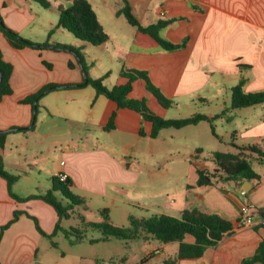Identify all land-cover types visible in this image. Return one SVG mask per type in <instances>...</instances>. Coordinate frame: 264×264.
Segmentation results:
<instances>
[{"label": "crops", "instance_id": "crops-1", "mask_svg": "<svg viewBox=\"0 0 264 264\" xmlns=\"http://www.w3.org/2000/svg\"><path fill=\"white\" fill-rule=\"evenodd\" d=\"M89 1L92 3L94 0ZM99 1L105 7L108 4V0ZM48 2L50 6L46 8L35 0H0V14L7 27L33 42L49 43L42 50H16L0 32V52L3 59L14 66L11 77L14 93L0 102V130L9 133L4 148L0 147V154L3 155L6 171L20 176L12 186V191L20 198L43 195L53 187V177L64 172L72 181V193L73 189L84 190L92 195L110 197L115 202L120 196L129 193L127 184L137 180V175L134 178L129 169L133 163L127 158L134 144L139 146L145 138H150L152 123L143 120L134 110L119 109L114 101L105 96H97L90 85L74 87L84 83V73L79 69L82 67L81 59L70 50L53 48L55 44L65 43L59 42L54 35H48L49 30L58 23V7H66L70 1ZM128 2L142 26L160 20L171 21L163 29L162 35L173 43H184V46L172 52L163 51L153 38L135 27L132 42L138 48L128 55V63L121 64L120 76L115 85L126 83L127 79L121 77L125 69L146 72L151 81L155 79L164 92L171 94L173 102L178 97L188 99L181 104L175 102L173 107L177 110L179 107L191 108L195 114L200 113L196 112L198 107L194 104V93L200 92L201 106L210 107L214 101L216 107L225 108L227 113L222 116L234 125L235 116L232 111L235 110H229V107L231 89L235 85L211 88L210 91L206 87L215 75L220 74L224 80L239 82L241 78H246L244 90H253L251 86L257 79L247 77V73L253 71L258 73L257 78H261L260 86L254 89L264 90V0ZM118 3L120 7L115 11L116 20L113 22L119 28V33H110L104 28L109 39H115L122 53L128 48L122 40L127 29L118 15V10L124 7V0H118ZM43 9H51L52 13ZM54 16L58 19L56 22ZM41 37L45 39L42 41ZM80 43L81 46L89 44ZM89 62L94 65L92 60ZM238 64H248L251 68L241 70ZM46 84L73 86L57 88L43 95L38 102L34 127L22 131L30 126L34 112L32 106L23 105L19 101ZM204 89L206 93L201 92ZM224 91L227 93L224 94ZM135 92L137 95H134ZM130 96L139 100L146 99V103L154 107L160 117L163 116L161 112L164 108L145 89L141 80L133 82ZM113 113H116L114 126L106 130L105 126ZM248 125L244 128L243 137L255 139L264 150V104L259 106V121ZM191 169L196 171L195 167ZM256 171L261 176L260 181L250 182L251 186L245 184L246 180L239 185L229 182L225 183L226 188L220 187L219 183L207 187L198 186L195 172L179 193L181 203L177 206L178 196L174 197L172 207H168L170 210L166 214L178 217L186 209L199 208L206 213L220 214L233 223L234 230L216 246L207 248L201 258L185 259L176 264H241L255 255L259 244L264 241V226L260 225L262 216L257 214L264 210V163H258ZM229 186L233 187L234 193L228 191ZM55 195L57 198L61 196L59 192H55ZM239 195L245 196L244 199ZM244 204L256 208L251 227L239 222L242 219L240 208ZM174 206L176 209H173ZM15 210L21 212V215L3 232L0 263L41 264L39 256L42 250L48 251L52 239L39 233L29 215L36 217L44 233L50 235L55 232L58 221L61 223L58 213L41 198L19 202L9 194L7 181L0 177V230L13 218ZM193 240L192 236L185 239L189 243ZM165 250L166 246H160L148 252L144 264H164L176 258L178 252L167 258ZM42 259L45 260V256Z\"/></svg>", "mask_w": 264, "mask_h": 264}, {"label": "rangeland", "instance_id": "rangeland-1", "mask_svg": "<svg viewBox=\"0 0 264 264\" xmlns=\"http://www.w3.org/2000/svg\"><path fill=\"white\" fill-rule=\"evenodd\" d=\"M92 3L104 27L110 33H119V28L113 22L116 20L115 11L120 7L118 0H108L106 7L99 0H94ZM43 10L49 14L52 13L51 9ZM56 20L58 19L54 16V22ZM119 20L127 29L122 40L127 43L128 48L122 53L119 52L118 45L113 38L108 39L105 44L95 47L92 44L81 46V41L64 29L55 31L53 34L59 42L72 46L80 53L81 58L85 61L83 62L88 71V76L99 79L108 74L103 80V84L108 88L117 84L121 64L128 63V55L131 54L132 50L138 48L132 42V33L136 30L135 27L130 25L121 15ZM161 34H163V31ZM40 39L43 41L45 37ZM89 60H92L94 65H91ZM79 69L83 71L81 66ZM257 75L258 73L253 71L247 73V77L251 80L256 78L257 82L251 86L253 90L248 89L246 92L260 91L254 89L261 84V78H257ZM150 82L167 99L173 101L171 94L164 92L165 90L161 89L155 79L150 80ZM237 82L230 79L224 80L218 74L213 77L206 88H209L207 91H210L211 88L232 87ZM201 92L206 93V90L204 89ZM225 93L227 91H224ZM199 94L201 93H194V104H197L198 107L196 112L204 113L207 116H215L221 114L222 111L225 114L227 113L225 108L216 107L214 101H212L213 104L210 107L207 105L201 106ZM134 95H137V92ZM174 100L168 109L161 112L162 118L184 119L195 114L191 108L179 107L177 110L173 107L175 102L179 101V104H181L184 100H188L187 98L178 97ZM187 104L193 105L191 103ZM147 105L156 113L154 107ZM232 112L235 116L234 125H231L225 116L214 120L213 125L215 126L216 136L211 133V124L203 121L198 125L187 126L183 129L168 128L162 130L157 139L145 138L139 146L134 144L130 157L127 159L133 163L129 169L133 172L134 178L137 175V180L127 184V188L130 190L129 193L119 198L117 196L118 199L115 202H112L110 197L92 195L84 190L73 189L74 194L83 197L84 204L74 205L72 209L67 211L69 217L61 219L62 227L50 241V248L47 252L42 250L39 256L41 264H86L82 260L83 258L86 260L92 259L93 264H140V260L148 252L155 251L160 246H166L165 255L167 258L176 255L178 252L176 242L161 244L153 240L151 236L137 237L132 240L112 238L109 241L91 242L92 240H98L103 234L100 230L90 228L88 224L103 222L102 212L105 208L109 209V224L123 229L131 228L130 216L141 219L154 214L166 213L170 210L168 207L171 206L174 197L178 196L177 206L181 203L179 193L195 175V171L191 169L192 167L203 166L207 167L206 169L209 171H214L216 165L213 154L215 152L237 153L239 150L234 144L258 146L255 139L243 137V133L244 128L249 126L248 124L259 121V106L239 108ZM247 156L255 170H257V164H261L262 159L264 162V158L258 157L256 154H248ZM193 171L194 174H192ZM216 174L215 183H219L220 187L226 188L225 183L229 182L225 181L224 174L222 172ZM228 191L232 192L233 187L229 186ZM238 197L244 199L245 196L239 195ZM58 198L64 206L68 205V202L62 199V196L59 195ZM174 207L173 209H176V206ZM52 242L56 243V247L52 245ZM43 256H45V260L42 259Z\"/></svg>", "mask_w": 264, "mask_h": 264}, {"label": "trees", "instance_id": "trees-1", "mask_svg": "<svg viewBox=\"0 0 264 264\" xmlns=\"http://www.w3.org/2000/svg\"><path fill=\"white\" fill-rule=\"evenodd\" d=\"M40 3L43 7H49L50 3L48 0H35ZM70 4L66 7L59 6V20L55 27H52L48 35L51 37L54 32L58 29H64L71 32L73 36L81 42L89 43L95 45V47L105 44L109 36L105 32V28L100 22L96 11L92 7V3L89 0H69ZM131 5L128 0H124V7L118 10L119 16H123L127 22L133 27L138 28L141 33L149 35L153 38L159 46L166 52H172L181 49L184 43L177 44L173 43L167 38H165L161 33L163 29H166L171 21L160 20L149 26H142L141 22L134 15L131 9ZM0 32L4 37L5 41L13 47V49H34L42 50L49 46V43L39 44L33 42L23 36H21L16 31L10 29L6 26L0 14ZM53 48L70 50L73 54L77 55L81 59V64L83 71L88 79L87 85L93 87L97 96H105L115 102L119 109H131L136 111L141 115L143 120L151 122V133L150 138H157L162 130L168 128H185L187 126H195L199 123L205 121L211 124V133L216 136L213 122L214 120L220 118L223 114H216L213 117H209L204 113H196L188 118H176V119H164L160 115L154 113L147 105L146 99L132 98L130 96L133 90V82L136 79L141 80L144 83L145 89L157 98V102L164 109H168L172 105V100L167 99L159 89L155 88L146 72H141L136 69L123 70L121 72V77L126 78L127 81L121 85H114L111 88L106 87L103 84V80L108 76L104 75L102 78L93 79L88 76V71L86 66L79 55V52L65 44H55ZM48 67L47 62H44ZM71 68L73 65L70 63ZM238 67L242 70L245 68H251L248 64H238ZM14 71V66L11 62L3 59V55L0 52V102H2L4 97L12 95L14 90L11 85L12 72ZM247 83L246 78H241V80L231 89V105L229 110H236L239 108L249 107V106H260L264 104V90L257 92H246L244 90V85ZM84 84L75 85L74 87H81ZM58 85L56 84H46L40 90L34 94H30L23 97L19 103L23 105H34L37 101V107H39V99L46 93H50L56 90ZM116 120V113H113L105 126L106 130L112 129L114 122ZM36 118L31 121L28 128L22 129V131L30 130L34 127ZM143 135V131H140ZM8 131L0 130V147L4 148L6 139L8 138ZM235 147L239 150L237 153H226V152H215L213 154L214 163L216 168L214 171H209L208 169H203L199 166H195L198 186L207 187L215 185V179L217 174L222 172L226 182H235L238 185L248 180L250 182H258L261 176L254 169L251 161L248 158V154H256L258 157L264 158V150L260 146H249V145H237ZM200 151V149H199ZM4 158L0 154V177L7 181V189L9 194L19 200V202L30 201L35 198H41V200L50 204L56 209L60 220L62 218H68L67 211L72 209L74 205L84 204L82 197L77 196L71 192L72 181L68 178L67 181H61L57 177H53V187L47 191L45 194L31 195L25 198H20L18 195L13 193L12 186L18 181L20 176L18 174H12L6 171L4 167ZM263 159L261 164H263ZM55 192H59L62 199L68 202L67 206L57 198ZM104 221L100 223H89L88 226L92 229L100 230L102 236L98 240H92L91 242L105 241L112 238L116 239H134L137 237H153V240L158 241L161 244H167L171 242H176L178 244V254L176 258L169 259L165 261L164 264H176L177 262L185 259H196L201 258L206 249L209 247L216 246L219 241L230 234L234 230V225L231 221L226 220L217 213H206L201 211L199 208L186 209L182 211L180 216L170 215L162 213L160 215H150L143 217L141 219H135L132 216L129 217L131 228L123 229L119 227L112 226L109 224V209L105 208L103 210ZM258 215L264 216V210L258 211ZM21 212L15 210L13 212V218L2 227L0 230V242L4 230H6L11 224H13ZM36 225L37 230L42 236L52 239L54 233H57L61 229V223L58 221L56 225L55 232L48 235L44 233L38 219L34 216L29 215ZM240 222V220H239ZM188 236L194 237L193 242H186ZM53 246L56 247V243L52 242ZM86 264H93L92 259H82ZM147 258L144 257L140 260V264H144ZM264 264V241H262L254 256L245 259L241 264ZM1 264V263H0Z\"/></svg>", "mask_w": 264, "mask_h": 264}, {"label": "built area", "instance_id": "built-area-1", "mask_svg": "<svg viewBox=\"0 0 264 264\" xmlns=\"http://www.w3.org/2000/svg\"><path fill=\"white\" fill-rule=\"evenodd\" d=\"M57 178L61 181H67L68 179L66 173L64 172H60L57 175ZM240 212L242 215V219H240V224L245 225L247 227H251L254 222V212H256V208L251 204H244L241 206ZM260 225L264 226V216H262V220H260Z\"/></svg>", "mask_w": 264, "mask_h": 264}, {"label": "water", "instance_id": "water-1", "mask_svg": "<svg viewBox=\"0 0 264 264\" xmlns=\"http://www.w3.org/2000/svg\"><path fill=\"white\" fill-rule=\"evenodd\" d=\"M83 77H84V83H83V84H87L88 79H87V77H86V75H85V72H84V74H83ZM69 86L71 87V86H73V85H70V84H68V85H62V86H58L57 88L69 87ZM37 110H38V108H37V101H35V103H34V105H33V112H34V117H32L33 120H34L35 118H37ZM16 129H20V128H16ZM245 184H246L247 186H251L250 181H248V180L245 181Z\"/></svg>", "mask_w": 264, "mask_h": 264}]
</instances>
